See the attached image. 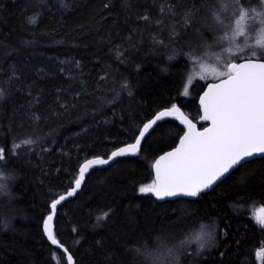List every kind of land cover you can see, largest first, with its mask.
<instances>
[{
    "label": "trees",
    "instance_id": "trees-1",
    "mask_svg": "<svg viewBox=\"0 0 264 264\" xmlns=\"http://www.w3.org/2000/svg\"><path fill=\"white\" fill-rule=\"evenodd\" d=\"M65 2L67 10L45 14L33 28L24 21L42 10L38 0H0V84L11 93L0 101V147L7 151L14 142L35 141L9 155L2 169L8 192L0 193V264H67L47 240L43 220L51 200L73 186L80 164L134 141L137 127L162 108L178 105L193 120L200 114L197 96L206 82L196 80L190 96L183 88L192 64L190 45L209 37L203 13L185 28L180 17L159 11L169 3L183 9L184 0H130V7L126 0ZM145 15L150 23L140 19ZM172 25L178 37H170ZM160 40L168 47L154 44ZM169 55L175 58L169 61ZM13 70L25 81L23 88L8 81ZM38 71L44 75L38 77ZM31 111L45 118L34 122ZM183 131L176 117L165 118L146 135L139 153L89 169L80 190L57 207L53 234L74 264H111L124 246L157 251L158 237L171 247L181 242L169 235L173 228L197 230L200 224L213 231L214 242L201 256L192 245L183 246L180 264H264L258 257L264 227L254 213L261 208L264 214V156L194 199L157 202L138 193L153 180L155 157ZM109 210L107 222L98 223Z\"/></svg>",
    "mask_w": 264,
    "mask_h": 264
},
{
    "label": "snow or ice",
    "instance_id": "snow-or-ice-1",
    "mask_svg": "<svg viewBox=\"0 0 264 264\" xmlns=\"http://www.w3.org/2000/svg\"><path fill=\"white\" fill-rule=\"evenodd\" d=\"M42 10L25 16V23L35 28L39 20L45 14H51L53 10H67L65 0H38ZM187 7L181 8L179 4L169 3L167 7L161 6L159 11L170 18L180 17L182 24L187 28L196 21V17L203 13L201 25L211 31L214 39L210 44L201 41L195 48L190 45L187 53L194 63H199L200 72L196 73L201 80L207 75L212 76L218 82L209 83L207 90L200 97V105L203 108L201 120L210 121L208 127L202 131L189 120L180 109L173 104L171 108L158 112L154 119L142 124V130L137 127L138 136L134 137V143L126 144L110 153L107 159L93 158L79 167L75 186L67 192L71 197L85 179V174L94 166L110 165L115 158L127 155H135L141 150V143L150 129L155 130L160 122L166 117L177 116L185 124L187 131L179 138V144L171 151L165 152L154 163L155 178L149 184L138 187L140 194H152L157 199L163 200L167 197H198L201 192L209 189L221 178L225 177L234 167L250 163L256 154H264V0H257L253 5L251 0H184ZM125 7H130V0H126ZM146 23H150L147 15L140 17ZM157 24H162L157 21ZM177 25H172L170 37H178L175 31ZM251 41V42H249ZM29 44L31 41H21ZM225 43L227 47H225ZM154 44L168 47L164 41H154ZM218 46L223 55H216V65L201 63L204 48ZM169 55L168 60L174 59ZM62 64L68 62H61ZM70 64L79 69L76 61ZM61 73L65 72L60 67ZM167 71V69H162ZM44 73L38 71L37 76ZM8 81L13 85L19 84L23 88L25 81L18 77L17 71L13 70L8 76ZM6 81V82H8ZM190 77L188 84H192ZM35 87V84L29 85ZM19 90V89H18ZM185 95L188 87L184 89ZM11 93L7 92L0 84V101ZM58 95H64L58 92ZM80 93L77 92V96ZM128 95H133L131 89ZM29 103H32L30 100ZM39 103V100H36ZM31 120L40 121L45 117L36 112H30ZM35 141L28 138L6 151L0 147V177L4 176L3 168L7 166V157L15 156L21 148L34 144ZM244 178H242V183ZM8 192L7 180L0 179V193ZM66 199L65 195H59L58 199L50 202V212L43 220V232L46 233L52 245L59 242L53 234L52 222L57 206ZM112 210L98 216V223H106ZM256 223L264 227V214L255 217ZM2 227L6 230L9 225L4 222ZM226 235V233H225ZM213 239V234L208 226L200 224L198 230H193L180 246H168L166 239L158 237V250L150 251L141 246H133L131 249L124 246L122 253H116L111 264H180L181 248L197 243L195 256H201L208 242ZM62 247V246H61ZM143 248V250H142ZM66 251V250H65ZM264 257V251L259 253ZM72 256L67 261H72Z\"/></svg>",
    "mask_w": 264,
    "mask_h": 264
},
{
    "label": "water",
    "instance_id": "water-1",
    "mask_svg": "<svg viewBox=\"0 0 264 264\" xmlns=\"http://www.w3.org/2000/svg\"><path fill=\"white\" fill-rule=\"evenodd\" d=\"M215 82H218V80H210V81H208V82H206V84L204 85V87H203V89H202V91L198 94V96H197V104H198V107H199V117L197 118V120H193L192 118H190L178 105H176L179 109H180V111L184 114V116H186L189 120H191L192 121V123L196 126V129L197 130H200V131H202L203 130V128H205V127H208L209 126V124H210V121H204V120H201L200 119V117L203 115V108H202V106L200 105V97L203 95V93H204V91H206L207 90V86H208V84L209 83H215ZM169 108H171V107H165V108H162V109H160L159 111H157L151 118H149L148 120H150V119H154V116L156 115V114H158V112H160V111H164V110H166V109H169ZM172 117H176L183 125H184V131H183V133L181 134V136L184 134V132H186L187 131V128H188V126H187V124H185V123H183L182 121H181V119L179 118V114H177V116H172ZM166 118H169V117H166ZM165 119V118H164ZM147 120V121H148ZM147 121H145V122H147ZM140 130H142V126H141V128H140ZM150 131H151V129H150ZM149 131V132H150ZM138 134L139 133H137V135L136 136H138ZM148 133H146L145 134V137H146V135H147ZM180 136V137H181ZM144 137V138H145ZM179 137V138H180ZM144 138H143V140H144ZM179 138H178V140H177V142H176V144L173 146V147H171V148H169V149H167V150H165V151H163V152H161V153H159L156 157H155V159L153 160V162H152V164H151V170H152V176H153V179L155 178V169H154V167H153V165H154V163H155V161L161 156V155H163L165 152H168V151H171L172 149H174L178 144H179ZM143 140H142V142H143ZM130 143H134V141H132V142H130ZM127 144H129V143H127ZM142 144V143H141ZM126 145V144H125ZM125 145H122V146H119V147H117V148H115L114 150H116V149H118V148H120V147H124ZM113 150V151H114ZM110 155V154H109ZM108 155V156H109ZM108 156H106V157H101V156H96V157H90V158H87V159H93V158H97V157H99V158H103V159H107V157ZM127 156H132V154H130V155H127ZM262 156H264V154H256L255 155V157L254 158H258V157H262ZM119 158V157H118ZM118 158H115V160L113 161V162H110V165H103V166H94V167H99V168H103V167H107V166H111V165H113L115 162H116V160L118 159ZM253 159V158H252ZM86 161V159L80 164V166L84 163ZM235 168H237V167H234V169ZM233 169V170H234ZM233 170H230V172L228 173V174H225V177H223V178H221L219 181H217L213 186H211L209 189H206V190H204L203 192H206V191H208V190H210V189H212L214 186H216L221 180H223L224 178H226ZM89 171V170H88ZM86 174H87V172H86ZM86 174H85V177H86ZM78 177V176H77ZM84 182V181H83ZM83 182H82V184H81V186L83 185ZM75 186V184L73 183V186L71 187V188H69L67 191H65V192H63V193H61L60 195H65L66 196V199L64 200V201H66V200H68L69 198H71V197H73L75 194H76V192H78L80 189H78L71 197H68L67 196V192L68 191H70L73 187ZM81 188V187H80ZM203 192H201V193H203ZM157 202H163V201H166V200H174V199H179V198H184V199H194L195 197H187V196H183V195H181V196H178V197H167V198H165V199H163V200H160V199H157L154 195H152V194H150ZM59 198V196H57V198H55V199H58ZM64 201H62L61 202V204L64 202ZM59 206V205H58ZM57 206V207H58ZM55 216V215H54ZM47 217V216H46ZM54 219V218H53ZM52 227H53V222H52ZM45 234V236H46V238H47V235H46V233H44ZM47 240H48V238H47ZM49 241V240H48ZM50 242V241H49ZM51 243V242H50ZM54 247H56V248H58L59 250H61L63 253H64V255H65V258H66V261H67V257L69 256V255H71L70 254V252L68 251V249L64 246V245H62L60 242L57 244V245H53ZM62 246V247H61ZM66 250V251H65ZM73 258V257H72ZM67 264H74V260L72 259V261L71 262H68L67 261Z\"/></svg>",
    "mask_w": 264,
    "mask_h": 264
},
{
    "label": "rangeland",
    "instance_id": "rangeland-1",
    "mask_svg": "<svg viewBox=\"0 0 264 264\" xmlns=\"http://www.w3.org/2000/svg\"><path fill=\"white\" fill-rule=\"evenodd\" d=\"M214 39V35L211 31H209V37L206 39V41H204L205 43L207 44H210ZM251 42V41H249ZM225 47H227V44L225 43L224 45ZM203 53H204V56H203V59L200 60L201 63H204V64H208V65H216V61H215V56L216 55H223V53H221V50L218 46H213V47H210V48H204L203 50ZM191 68L188 72V75H187V78H186V81H185V84H184V88H183V93L185 94L184 92V89L185 87L187 86L188 87V93L186 95H191L192 92H191V85L196 81V80H201L199 78L198 75H196V73H199L200 72V66H199V63H194V61L191 59ZM192 78L193 82L192 84H188V80L189 78ZM215 78H213L212 76L210 75H207L206 76V79L204 80H201L202 83H205L209 80H213ZM255 217L258 216V215H262L263 214V211L261 208H256L255 209ZM199 226L196 228L198 230ZM193 230H189V229H186L184 228L183 226H176L175 228L172 229L171 233L169 234L170 236H172V238H174V240L176 241L177 240V237L178 239L180 238V240H184L185 239V236L186 235H189ZM212 234H213V231L211 230ZM214 238H215V235L213 234V242H214ZM179 242V241H178ZM212 240H210L208 242V247L209 246H212L213 244ZM192 245V247H194L196 249L197 247V243L196 242H193L192 244H190V246ZM177 246H180V242L177 244ZM188 253V252H187ZM258 257H260V255L258 254Z\"/></svg>",
    "mask_w": 264,
    "mask_h": 264
}]
</instances>
